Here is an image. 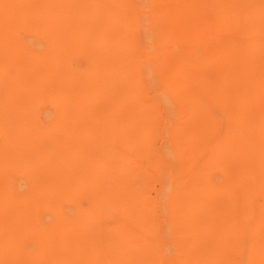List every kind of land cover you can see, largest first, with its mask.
I'll return each mask as SVG.
<instances>
[{"label": "bare ground", "instance_id": "bare-ground-1", "mask_svg": "<svg viewBox=\"0 0 264 264\" xmlns=\"http://www.w3.org/2000/svg\"><path fill=\"white\" fill-rule=\"evenodd\" d=\"M0 264H264V0H0Z\"/></svg>", "mask_w": 264, "mask_h": 264}, {"label": "rangeland", "instance_id": "rangeland-1", "mask_svg": "<svg viewBox=\"0 0 264 264\" xmlns=\"http://www.w3.org/2000/svg\"><path fill=\"white\" fill-rule=\"evenodd\" d=\"M172 258L170 259V262H171Z\"/></svg>", "mask_w": 264, "mask_h": 264}]
</instances>
